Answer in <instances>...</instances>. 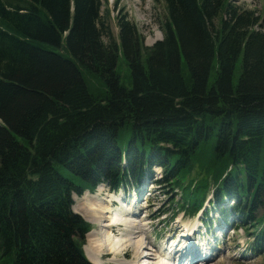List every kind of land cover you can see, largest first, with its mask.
I'll use <instances>...</instances> for the list:
<instances>
[{
	"label": "trees",
	"instance_id": "1",
	"mask_svg": "<svg viewBox=\"0 0 264 264\" xmlns=\"http://www.w3.org/2000/svg\"><path fill=\"white\" fill-rule=\"evenodd\" d=\"M232 1L163 0L162 39L145 47L125 14L113 38L100 0H0V264H90L73 195L153 167L191 215L211 194L264 222V23Z\"/></svg>",
	"mask_w": 264,
	"mask_h": 264
},
{
	"label": "rangeland",
	"instance_id": "2",
	"mask_svg": "<svg viewBox=\"0 0 264 264\" xmlns=\"http://www.w3.org/2000/svg\"><path fill=\"white\" fill-rule=\"evenodd\" d=\"M100 1L102 2L101 12L103 13V11H108V24L110 32L113 35L114 39H116V35L118 32L116 27L117 14H125L128 20L135 25L137 33L143 38L142 43L145 47H150L156 41L162 39V23L165 20V9L163 0ZM232 3L242 8L253 10L255 14L260 18V23H264V0H233ZM155 37H157L156 40H154ZM67 56L71 58L70 55L67 54ZM80 70L82 72L83 79L87 85L89 92L94 96H101V94L105 92V87L101 78L98 75L89 72L85 69L80 68ZM182 73L184 78H187V72L183 65ZM213 74L214 71L212 70V77ZM238 74L239 70L237 66L233 76V83L236 82ZM118 75L120 78V84L123 87L129 88L131 86L129 70L123 58L118 59ZM17 139L21 140V138L19 137ZM151 173V176L145 177V179L142 181L140 186L138 185V187H131L127 185L115 194L111 191L108 192L107 189H103L102 187H97L92 193L85 192L83 194V196L85 194L88 195L86 200L94 201L106 197L109 198V196H111V202H117L115 198H122L121 201L125 204H128L134 200H137L138 203H140V206L142 207V215L137 218L143 220L142 223H144L145 225L142 233L143 236L146 237V240L144 242L148 243L146 249H149L148 251H142L141 256L144 254V252L157 253L155 252L156 250L160 251V253L164 252V246L170 244V241L175 242V240L177 241L179 239L178 236L174 237L175 232H177V234L180 233L183 230L184 226H188L190 224L194 225L195 221L197 220V225L200 226V219L202 220L204 218V215L201 218V214L197 217H193L194 219L190 216L187 217L186 215L183 217L181 222H178L180 214L183 213V210L180 209L179 205L177 204L178 202L182 201L180 192L178 190H175V187L171 186L170 184H158V181L162 180L161 177L163 176L161 168L153 167ZM192 176H194V178H198L193 173L188 179H193ZM188 179L184 182H187ZM210 184H212V181L210 182ZM140 190L143 194L139 197ZM135 192L137 194V197H134ZM118 195H122V197H118ZM75 196L76 195H73V211L80 215L81 210L83 208V204L86 202V200L76 202V199H81L83 198V196ZM148 196V202L144 205L143 199ZM261 197H263L262 202L257 205L258 208L255 211L256 219L262 217L264 213V191L262 192ZM211 198L212 197H206L204 207L201 212L204 213L206 211H209L208 219L211 220L212 216L214 220L211 222V224L208 223L210 224V228L206 227L205 225L204 229H201V232L197 236L199 239L197 241H199V243L207 244L204 245V248L208 249V252L210 253V259H205L207 261L201 264H264V254H255L254 252H250L253 243L252 234L257 233L261 227L264 228V222L260 226L252 228L248 227L249 225L247 222V224H242L241 219L229 214L227 216V219L224 220V218L220 215L218 211L212 210L213 202ZM124 199L129 201H124ZM224 201L225 202L223 203L221 209H228L236 203L233 199ZM138 205L139 204H132L127 206L129 208H131L130 206L135 208ZM92 225V230L97 229V225H94L93 223ZM228 225H233L238 229V231H228ZM220 227H222L220 231L221 235L219 233ZM245 227H248V229H245ZM113 228L114 227H112V229ZM112 229H110L112 234L119 233L117 231V228L116 230H114V232ZM206 229L209 230L210 233H208V231L205 233ZM222 230H224L223 233ZM206 234H211L212 236H209V238L207 239ZM218 235L223 238H220ZM173 237L175 238V240H172ZM86 238L87 236L85 237V244L87 243ZM204 248L201 247L200 250L206 251V249ZM125 251V255L119 253L114 256L112 253L104 250V253L102 255L103 263L110 264L112 262V259L110 260L111 257L116 260H125L127 262L133 261V247H128L125 249ZM147 259H150V257ZM144 261H146V258L140 259L137 264H142ZM114 264L118 263L114 262ZM183 264L185 263L183 262Z\"/></svg>",
	"mask_w": 264,
	"mask_h": 264
},
{
	"label": "bare ground",
	"instance_id": "3",
	"mask_svg": "<svg viewBox=\"0 0 264 264\" xmlns=\"http://www.w3.org/2000/svg\"><path fill=\"white\" fill-rule=\"evenodd\" d=\"M157 37L154 38L156 40ZM88 193V192H86ZM87 194L81 199H76V202L86 200ZM122 197V195H118ZM111 196L98 199V200H86L83 204L80 215L89 223L97 225V229L91 230L87 235V243L85 244L84 252L87 259L92 264H108L103 263L102 255L104 250L112 253L114 256L128 247H133V261L127 262L125 260H116L113 257L110 264L114 262L118 264H137L142 258H146L142 264H170L167 262V258L171 255L170 250L165 249L164 252H144L148 243L144 242L146 237L143 236L144 223L143 220L134 217L129 205H132L134 201L125 204L120 198H115L117 205L114 206V202L110 200ZM93 199V198H92ZM93 201V202H92ZM113 204V205H112ZM128 205V206H127ZM131 207V206H130ZM113 226H117L118 235L111 233L110 229ZM113 232L115 229H112ZM108 254V253H106ZM152 256V263L147 262V258ZM135 260V261H134ZM204 259V263H205ZM180 264V263H179ZM201 264V263H199Z\"/></svg>",
	"mask_w": 264,
	"mask_h": 264
}]
</instances>
